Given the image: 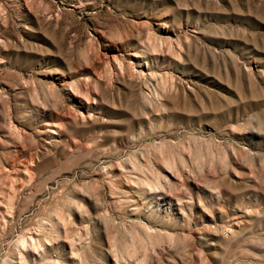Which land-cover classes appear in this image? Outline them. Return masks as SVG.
Returning a JSON list of instances; mask_svg holds the SVG:
<instances>
[{
    "label": "rangeland",
    "instance_id": "374dc122",
    "mask_svg": "<svg viewBox=\"0 0 264 264\" xmlns=\"http://www.w3.org/2000/svg\"><path fill=\"white\" fill-rule=\"evenodd\" d=\"M0 264H264V0H0Z\"/></svg>",
    "mask_w": 264,
    "mask_h": 264
}]
</instances>
